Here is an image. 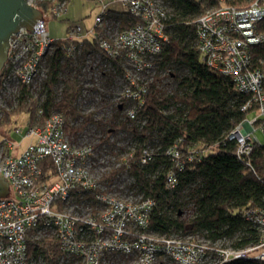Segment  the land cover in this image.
Instances as JSON below:
<instances>
[{
	"label": "built area",
	"instance_id": "built-area-1",
	"mask_svg": "<svg viewBox=\"0 0 264 264\" xmlns=\"http://www.w3.org/2000/svg\"><path fill=\"white\" fill-rule=\"evenodd\" d=\"M95 1L101 9L93 28L72 26L66 38L58 40L46 27L44 15L34 24L35 30L22 27L13 34L0 96L12 90L17 96L23 85L41 81L57 43L67 58L76 59L84 40L92 36L107 56L123 61L126 79L117 99L129 104L124 111L129 119L137 118V108L149 93L150 72L168 37L164 1ZM116 1L140 23L127 29L115 27L109 5ZM29 2L39 7L37 0ZM67 6L68 0L53 2L43 14L61 17ZM197 20L198 47L206 64L232 77L238 91L249 95L242 109L256 113L237 124L230 135L238 143V157L253 166L251 153L263 143L257 128L264 131V70L252 68L250 47L264 43V33L258 29L264 20V0L241 8L222 3L208 8ZM65 125L62 112L54 111L29 125L26 132L15 128L23 138H34L21 154L13 152L18 145L10 136L0 138V176L11 187L10 194L0 198V264H34L28 240L47 235L61 242L66 263L76 259L72 263L120 264L118 259L124 257L129 260L123 264H228L241 259L264 264V208L250 209L247 214L262 234L249 247L236 249L221 241L212 244L199 235H159L149 226L155 201L143 194L121 197L113 192L118 180L110 186L95 169L97 173L101 166L108 170L107 165L117 157L102 154L96 148L99 139L82 136L76 141ZM166 154L178 166L185 163L180 145L168 147ZM194 154L186 161L194 159ZM152 159L153 151L145 147L142 162ZM45 161L51 162L53 173L43 166ZM167 180L169 189L176 186L174 172Z\"/></svg>",
	"mask_w": 264,
	"mask_h": 264
},
{
	"label": "trees",
	"instance_id": "trees-1",
	"mask_svg": "<svg viewBox=\"0 0 264 264\" xmlns=\"http://www.w3.org/2000/svg\"><path fill=\"white\" fill-rule=\"evenodd\" d=\"M60 1L37 0L36 4L47 12L53 2ZM163 1L168 37L155 60L158 70L151 77L144 105L137 108V118L129 119L124 112L129 104L119 101L110 121L96 120L93 112L81 113L76 101L87 89L84 80L88 76H84L82 70L88 65L87 57L97 60L96 56H100L110 69L108 79H126L123 61L107 56L89 37L84 40L76 59L67 58L57 43L46 60L47 76L41 82L40 97L33 95V85H23L16 98L18 108L4 110L2 116L0 114V126L9 125L11 115L23 111L29 114L30 121L43 120L54 111L62 112L65 128L76 141L82 136L95 138L89 126H97L101 133L96 137L99 139L96 148L104 155H115L116 164L120 163L111 167L110 162L109 169L102 173V180L111 186L119 176L128 174L133 181L128 188L155 201L150 230L167 236L199 235L212 244L221 241L236 249L249 247L257 244L262 236L247 214L250 209L264 208V143L255 145L251 153L253 166L238 157V143L230 135L236 125L253 112L242 109L249 95L238 91L232 77L207 65L198 47L197 19L209 7L219 6L221 0ZM253 1L226 0V3L241 8ZM112 13L115 27L121 29L141 21L122 10ZM258 29L264 33V20ZM250 52L252 68L264 70V43L254 44ZM6 71L4 68L0 72V89ZM172 81L176 82V91L168 92L163 86ZM58 86L61 87L60 99L56 94ZM79 117H83L80 124ZM10 131L11 128L3 133L0 130V135L9 136ZM122 133L124 146L116 152L111 141L120 138ZM174 144L180 145L185 161L182 166L176 165L166 154L168 147ZM145 147L153 151V159L143 163ZM193 151L194 159L186 161ZM45 165L53 173L51 162L45 161ZM170 172L175 173L177 182L169 189ZM182 209H193V215L185 219ZM28 243L31 262L35 264H62L67 260L55 235L32 238ZM128 260L118 259L120 264ZM228 264L256 263L253 259H241Z\"/></svg>",
	"mask_w": 264,
	"mask_h": 264
},
{
	"label": "rangeland",
	"instance_id": "rangeland-1",
	"mask_svg": "<svg viewBox=\"0 0 264 264\" xmlns=\"http://www.w3.org/2000/svg\"><path fill=\"white\" fill-rule=\"evenodd\" d=\"M222 3H226V2L221 1L220 4ZM109 8H111V10L114 11L117 10L121 11L122 5L119 1H116L110 4ZM100 9H101L100 4L95 0H70V1L68 0L67 11L61 17H53L48 13H44L46 27L49 29V31L51 32L54 38L58 40H62L66 38L70 26L80 25L85 30L95 27V18L97 14H99ZM89 37L92 38V36ZM97 56L100 57L99 55ZM97 56H96L97 60L87 57L89 61H86L88 65H85V71H84L85 73L84 76L85 75L86 77L88 76L87 79L84 80L87 89L78 98L76 104L79 106L82 114H88L89 112H93L94 118L96 120L107 119V121H110V119L113 117V113H115L116 111L114 106L118 101L117 98L121 93V89L124 86L125 80H123L121 77L116 79L113 78L112 80L108 79L109 77L107 73L110 69H108V66L104 65L103 60L98 58ZM157 70L158 68L155 65L153 71H151L150 74L151 75L154 74V72H157ZM46 76H47V72L42 75L41 81L39 80L35 85H33L34 89L32 93L33 95H35V97H40V95H38V91H41V88L43 87V83L41 82L44 78H46ZM163 87L167 89L168 92H174L176 91L175 89L176 82L175 81L167 82ZM60 89H61L60 86H58L56 89V94H58V99H60L61 97V94L59 93ZM15 95L13 94V90H12L3 93L2 94L3 97L0 96V114L3 113L4 110L11 111L18 108V101L16 99L17 96ZM255 114H256L255 112H251L248 117L253 118ZM41 121H42L41 119L30 121L29 114L23 111L18 114L16 113L12 114L11 123H9V125L7 126H0V130L3 133V132H8V130L11 128V131L9 132V136L13 141L17 143V145L19 144L18 148H16L15 150L16 152H19V154H21L22 151L31 143L30 141H32V137L23 138L22 135L16 134L13 128L19 127L24 130L23 132H26L28 130L27 128L29 127V125L36 124ZM82 121H83V117H79V119L77 120L79 124ZM89 127L90 129H92L94 133L93 136L95 138L97 137L98 134L101 133L99 132L97 126L90 124ZM122 135L124 134L122 133L119 136L120 138L118 139L116 138L111 141V145L114 143V146L113 145L112 146L116 152L119 150V147L124 146ZM257 135L259 136L260 141L264 143V131L261 129L260 126H258L257 128ZM2 137L3 135H0V138ZM112 165L116 166L117 164L115 161H112L110 166L112 167ZM104 169H105L104 166L99 167L98 173H97V169H95V172L97 176L100 177V179L103 177L102 173H104ZM132 182L133 181L128 174L127 175L124 174V176H119L116 186L113 187L114 189L113 192H115L121 197H125L129 194H134L135 192L128 188ZM182 213H183V217L187 219L193 215V209H182ZM62 264H76V263H66V261H63ZM77 264H81V263L77 262Z\"/></svg>",
	"mask_w": 264,
	"mask_h": 264
},
{
	"label": "water",
	"instance_id": "water-1",
	"mask_svg": "<svg viewBox=\"0 0 264 264\" xmlns=\"http://www.w3.org/2000/svg\"><path fill=\"white\" fill-rule=\"evenodd\" d=\"M40 18H44L42 9L29 0H0V72L7 64L11 36L22 27L35 30L33 26ZM10 191L9 182L0 176V198Z\"/></svg>",
	"mask_w": 264,
	"mask_h": 264
},
{
	"label": "crops",
	"instance_id": "crops-1",
	"mask_svg": "<svg viewBox=\"0 0 264 264\" xmlns=\"http://www.w3.org/2000/svg\"><path fill=\"white\" fill-rule=\"evenodd\" d=\"M98 15V14H97ZM70 27H72V26H70ZM69 27V28H70ZM32 141H34V138H32ZM32 141H30V142H32ZM18 146H19V144H18ZM18 146L16 147V148H18ZM13 152L15 153V154H19V152H16V150H13Z\"/></svg>",
	"mask_w": 264,
	"mask_h": 264
}]
</instances>
